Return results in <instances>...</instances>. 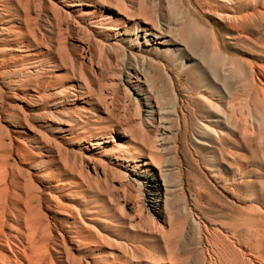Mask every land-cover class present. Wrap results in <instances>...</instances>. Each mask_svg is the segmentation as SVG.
Wrapping results in <instances>:
<instances>
[{
    "label": "bare ground",
    "instance_id": "1",
    "mask_svg": "<svg viewBox=\"0 0 264 264\" xmlns=\"http://www.w3.org/2000/svg\"><path fill=\"white\" fill-rule=\"evenodd\" d=\"M205 1L0 0V264H264V0Z\"/></svg>",
    "mask_w": 264,
    "mask_h": 264
},
{
    "label": "rangeland",
    "instance_id": "2",
    "mask_svg": "<svg viewBox=\"0 0 264 264\" xmlns=\"http://www.w3.org/2000/svg\"><path fill=\"white\" fill-rule=\"evenodd\" d=\"M205 2H206L205 0H198V5L193 6L192 12L196 17L206 19V17L204 15H205V12L208 11V6L206 5ZM224 51L226 52L227 55H229L231 57L245 58L244 56L241 55V52L244 51V48H241L237 45H234V43H232V46L230 48H224ZM185 83H186V79L184 81V84ZM180 95H181V98L183 100H185V97H186L185 90H183V89L180 90ZM88 114L89 115H85V117L89 118L91 122H93L94 124L101 126V127L105 126V120L103 119L104 117L100 113L91 112ZM172 126L176 128V122H174V124H172ZM183 143H184V141H183L182 137H179L178 144L181 146ZM180 153H181L180 154V161L182 164V174L178 175V174H176V172H173L171 174L172 183L174 185L182 184V186L184 187L183 188L184 192H185L184 195L187 197L190 205L196 209L195 213L196 212L197 213L202 212V213H205L206 215H208L210 217V219H211V216H213L214 217V218L212 217L213 221L216 220V218H218V216H217L218 214H216L217 212H215L216 211L215 208L213 209V207L211 205H209L207 202H203L204 200L201 198L202 191H201V189H199L200 187H197L198 185L195 183L193 184V182H195L196 179H194L195 177L191 173L190 163L187 164L184 161V158L182 155L184 153L182 152V150H180ZM199 156L201 159L200 158H197V159L202 160L203 164L210 159V156L204 151H199ZM203 170H204V166H203ZM176 181H178V182H176ZM232 189L234 190L233 187H232ZM223 193L228 197L227 193H225V192H223ZM84 197H85L84 199H89L88 196L87 197L84 196ZM175 202L177 205L182 206L183 195L182 194L176 195ZM210 211L212 214L210 213ZM173 214H174L173 217L175 218V222H176V223H174V224H176V225H174V226H176V227H174V229L177 230V228H178V231H179V230H181V228H179V226L181 227L180 216H182V213L181 212H173ZM179 214H181V215H179ZM107 225H108L107 226L108 227L107 232L109 233V235L110 234L112 235L111 237L113 239H119L122 243H126L129 246H135V247L139 248V251H140L139 257H143L145 255L144 252L148 251L147 246H148V243L150 240H146L144 237L148 233L146 230L147 226L140 225V227L141 226L142 227L139 229L138 232H135L134 230L132 231L129 229L127 222L124 220H118L116 222H112V221L108 220ZM215 235H216V233H214L213 236L211 237L212 238V246H210V247L207 246L209 249H211V247H212V249H214V251L212 249L210 250L211 256H213L214 258H215L214 252H215V248H216V244H217ZM112 243H113V240H112ZM110 246L112 248H115L114 244H112V245L109 244L108 247H110ZM108 247H106L107 248L106 250L110 251L111 249ZM151 252H153V251H151ZM156 252H157V249L154 248V253H156ZM155 256H157V255L155 254ZM58 257H62V256L59 255ZM190 257L192 259L195 258L194 256H190Z\"/></svg>",
    "mask_w": 264,
    "mask_h": 264
}]
</instances>
